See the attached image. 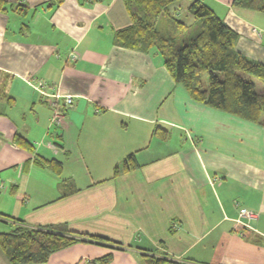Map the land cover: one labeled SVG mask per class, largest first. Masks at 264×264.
I'll return each instance as SVG.
<instances>
[{
	"label": "crops",
	"instance_id": "crops-1",
	"mask_svg": "<svg viewBox=\"0 0 264 264\" xmlns=\"http://www.w3.org/2000/svg\"><path fill=\"white\" fill-rule=\"evenodd\" d=\"M202 1L237 33L239 52L264 61V12ZM3 2L0 232L65 225L122 244L77 242L29 264H145V253L264 264V125L193 100L155 49L117 45L130 24L122 0ZM64 95L72 104L57 121ZM131 153L137 166L122 171ZM36 157L60 160L61 173ZM0 264H11L1 249Z\"/></svg>",
	"mask_w": 264,
	"mask_h": 264
},
{
	"label": "trees",
	"instance_id": "trees-1",
	"mask_svg": "<svg viewBox=\"0 0 264 264\" xmlns=\"http://www.w3.org/2000/svg\"><path fill=\"white\" fill-rule=\"evenodd\" d=\"M130 24L115 33L121 47L148 52L155 49L172 79L183 86L191 98L245 120L264 125V61H257L235 48L237 33L202 0H191L193 16L186 23L174 14L172 5L179 0H122ZM62 0H53L54 4ZM0 0V10L4 9ZM236 7L264 12V0H232ZM166 27V28H165ZM165 28V29H164ZM154 135L166 136L155 127ZM17 143L30 147L21 135ZM35 162L60 174L62 163L56 158L36 157ZM137 166L128 154L120 169ZM114 166L113 176L120 170ZM8 232H0V249L11 264L43 263L49 255L77 242H97L122 247L121 243L99 235L79 232L62 226H29L17 221ZM111 254L96 261L106 263ZM145 264H196L166 256L145 253Z\"/></svg>",
	"mask_w": 264,
	"mask_h": 264
},
{
	"label": "rangeland",
	"instance_id": "rangeland-1",
	"mask_svg": "<svg viewBox=\"0 0 264 264\" xmlns=\"http://www.w3.org/2000/svg\"><path fill=\"white\" fill-rule=\"evenodd\" d=\"M191 0H179L177 2H175L172 7L175 8L176 10V14H177V17L179 19H181L182 21L186 22V23H191L192 20H193V16L191 15V13L189 12L188 10V6L190 4ZM166 28V27H165ZM164 28V29H165ZM160 116H163L164 113H162L160 111L159 113ZM166 115V114H165ZM161 123V125H166V123H163L161 121H159ZM157 126H160L158 124H156L155 126H153L154 128L157 127ZM162 128V127H161ZM79 168H81V165L79 166ZM83 168H86L85 165H83ZM79 172V170H78ZM91 171L90 170H87L85 171L84 169H82V171H80V174L79 176H82L84 177V179H88L90 176H91Z\"/></svg>",
	"mask_w": 264,
	"mask_h": 264
},
{
	"label": "built area",
	"instance_id": "built-area-1",
	"mask_svg": "<svg viewBox=\"0 0 264 264\" xmlns=\"http://www.w3.org/2000/svg\"><path fill=\"white\" fill-rule=\"evenodd\" d=\"M53 97L58 99L61 96H59L58 94H55L53 95ZM71 104H72V96L64 95L62 104L60 103H56L55 105L53 104V107H54L53 108V118L55 120L59 119L62 116L63 112L65 111L66 107ZM238 215L246 219H253L256 217V215L252 211H249L245 208H239ZM236 222L239 223L240 221L237 219Z\"/></svg>",
	"mask_w": 264,
	"mask_h": 264
}]
</instances>
